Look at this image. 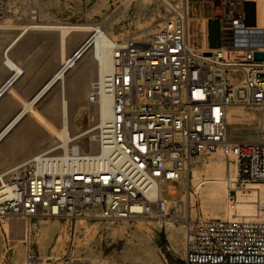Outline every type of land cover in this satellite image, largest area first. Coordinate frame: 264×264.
Here are the masks:
<instances>
[{"label":"built area","instance_id":"obj_1","mask_svg":"<svg viewBox=\"0 0 264 264\" xmlns=\"http://www.w3.org/2000/svg\"><path fill=\"white\" fill-rule=\"evenodd\" d=\"M11 1L0 0V24L11 14ZM193 2L169 9L142 40L101 38L100 27L88 34L86 54L98 62L99 39L110 56V71L89 83L88 126L76 133L49 127L51 144L0 172V219L21 220L27 233V224L42 217L131 220L172 213L185 225L184 264H264V208L252 218L192 221L184 204L178 217V201L168 209L163 196L173 200L198 156L219 152L229 160L232 149L237 183L264 187V24L247 26L248 0H218L210 14L224 43L202 50L189 38ZM2 61L13 74L0 97L23 74L7 51ZM227 73L240 75L237 84L228 83ZM106 102L109 115L102 117ZM229 107L259 114L257 140L226 138ZM24 264L92 263L29 253Z\"/></svg>","mask_w":264,"mask_h":264},{"label":"rangeland","instance_id":"obj_2","mask_svg":"<svg viewBox=\"0 0 264 264\" xmlns=\"http://www.w3.org/2000/svg\"><path fill=\"white\" fill-rule=\"evenodd\" d=\"M153 7L151 11L147 12V18L143 28L139 30V25L134 24L135 17L143 13L140 9L141 6L132 5L131 9L123 8L125 0H63L64 13L71 15V23H79L90 26H100L105 30L106 34L113 33V40H122L124 37L132 40L144 39L142 35L143 30L150 25L151 33L153 32L154 25L162 20L167 14L165 11L166 6L162 0H146ZM171 2L173 8H181L179 0H168ZM196 1L189 9L190 18L189 25L194 28L196 24H206L207 16L204 15L206 7L212 6L218 8L220 3L218 0H190ZM49 0H15L11 2L12 13L9 15L10 20L7 23L12 25H19L21 23H28L26 25L44 26L43 24H51L53 21L49 15L43 14L42 10L47 6ZM212 3V4H211ZM128 8V7H127ZM159 9V11L157 10ZM129 12L131 21L128 23V16H124V12ZM35 14H32V13ZM40 23V24H39ZM42 23V24H41ZM263 26V24H259ZM138 27V28H137ZM218 24L213 22L210 25V31L213 35L216 34ZM88 32L80 33L79 35H71V37L85 38ZM115 35V36H114ZM191 43L194 46L201 47L200 39H193ZM205 48L206 45H205ZM85 62L93 64L96 69V64L90 54L84 58ZM96 77V74L89 78L87 81V91L89 83ZM225 79L228 83L237 84L240 80V75L234 76L227 73ZM86 91V93H87ZM85 93V96H86ZM53 93H48L44 99L37 105L34 110L40 116L42 106L45 102L51 100ZM84 96V98H85ZM67 101L64 97L61 100L62 117L63 108H65ZM82 106L89 111L88 104L84 101ZM233 111H252L243 107H234ZM230 111V110H229ZM255 111V110H254ZM256 112V111H255ZM33 116L37 114L32 113ZM86 117L88 114L86 113ZM243 119V117H242ZM33 120L37 123L36 117ZM228 120L237 123L238 117L233 113L228 112ZM253 122H245L249 124ZM245 127V126H244ZM247 127V126H246ZM70 133H74L70 131ZM230 141L237 142L243 140H255V132L249 130H237L230 128L228 132ZM52 143V142H51ZM45 148V147H44ZM43 148V149H44ZM221 156L217 152L208 156L200 155L195 160L191 167L199 166L202 162H209L210 159ZM17 165V164H15ZM15 165H8L11 168ZM185 176V179L183 178ZM189 176V174H188ZM185 186L182 184L180 192L173 198L177 202V216L181 217L183 214V202L181 197L183 191L188 190L189 193H194L188 183L186 174L183 175ZM179 188L177 183L173 184ZM169 186L165 183L163 188ZM184 187V188H183ZM231 197L236 200V192L230 191ZM163 196L170 201V196L164 192ZM194 206L191 208L192 220L213 221L217 220L221 213L204 210L201 208L197 196ZM172 200V201H173ZM158 216V214H157ZM188 219V218H187ZM167 222L173 223L172 228L177 230V243L175 251L171 245L166 234ZM180 222L174 220H160L157 224H151L145 219H131V220H88L83 217L76 218H47L42 217L34 219L27 224L29 231L24 232L25 225L19 219H0V264H24L27 254L39 255L43 258L46 257H60L72 256L73 258L88 260L92 264H183V234L180 231L182 227ZM184 223V222H181ZM6 224L15 225L14 230L17 233H10L9 235L4 232ZM20 241V242H18ZM3 245V249H2Z\"/></svg>","mask_w":264,"mask_h":264},{"label":"crops","instance_id":"obj_3","mask_svg":"<svg viewBox=\"0 0 264 264\" xmlns=\"http://www.w3.org/2000/svg\"><path fill=\"white\" fill-rule=\"evenodd\" d=\"M253 2L256 0H248L246 5L248 27H255L258 23V10ZM217 9L212 6V8L206 7L204 11V15L207 16L205 29L207 49L220 48L224 43L220 33V22L212 18L210 14L211 11H217ZM123 12L124 16H128L129 23L131 21L129 12ZM42 13L49 15L53 20L51 24L43 25L51 27L0 30V89L13 74L3 65V54L6 51L8 59L23 70V74L0 97V132L16 116L18 117L14 120L15 122L24 114L26 110L20 113L21 110L49 80L52 78L56 80L54 86L47 92V94L52 92L53 95L49 102L43 104L40 112L42 116L29 110L28 114L0 142V172L5 171L9 164L27 162L34 154L51 144L53 138L49 127L60 129L64 125L76 133L88 126L86 113L89 116L90 108L86 111L87 108L82 106V103L85 101L87 81L96 74V69L92 66L93 64L84 61L85 56L83 55L72 66L70 60L84 44L87 36L72 38L70 33L62 37L59 26L79 24L71 23V15L64 13L63 0H49ZM143 13L135 17L137 19L139 16L140 22L150 16ZM213 22L218 24L215 35L210 31V25ZM26 24L28 23L19 25ZM80 33L84 32L73 33V35ZM63 97L67 103L64 101L66 106L63 108L62 117L61 100ZM32 113L37 115L33 116ZM33 117H36L37 123ZM11 126L9 125L0 136Z\"/></svg>","mask_w":264,"mask_h":264},{"label":"bare ground","instance_id":"obj_4","mask_svg":"<svg viewBox=\"0 0 264 264\" xmlns=\"http://www.w3.org/2000/svg\"><path fill=\"white\" fill-rule=\"evenodd\" d=\"M14 1L15 0H12L11 2H14ZM106 1L107 0H105V2ZM162 1L164 5L166 6L165 11H168L169 9L173 8V6H171L170 1L168 0H162ZM179 2L181 4L182 2H184V0H179ZM256 3H257V10H258V24H261V23L264 24V0H256ZM137 4L138 6H141L140 9L145 14L151 11L153 7V5L149 4L146 0H125V2L121 4V6L123 5V8H125L124 10H126L130 8L132 5H137ZM157 10L159 11V9ZM9 18L10 16H8L3 21V23L0 24L1 30H10V29H17V28L26 29V28H49L51 27L48 25H44V26L12 25V24L7 23L8 20H10ZM139 19L140 18L138 16L136 19V25H139L140 26L139 30H141L144 26L142 22L139 21ZM145 23L146 21L144 22V24ZM58 29L61 30L62 37H65L66 35L70 33L71 34L78 33V32L92 33L95 30H98V27L85 26L81 24H71L67 26L66 25L59 26ZM205 29H206L205 23L204 24L202 23L199 25L196 24L194 28H191L189 25L190 40H193L196 38L200 39V42L202 44L201 46L202 50L205 46ZM150 33H151V29L149 25L143 30V33H142V35H144L143 38L145 39L148 36H150ZM108 36L112 38L113 33L106 34L104 32L101 38L103 37L109 38ZM96 46L98 48V54H97L98 62L94 60L96 64V77L97 76L103 77L110 71V56L107 50L101 48L102 40L98 39L96 41ZM86 55H87L86 52L83 53V56H86ZM69 62L70 61H68V63ZM74 62H75L74 59H72L71 66L73 65ZM34 102L35 100L26 106L25 110L27 112L29 110L35 111L34 110L35 107L31 108ZM109 108H110V102H106L103 107L102 117H107L109 115ZM231 109H234V107H229L226 109V123H227V130H226V135H225L226 138L230 141L228 137V132L230 128H234L239 131L246 129V130L255 132L256 136L258 135V137L255 139L257 140L260 137L259 129L262 128V125L259 122L260 120L259 114L250 108H247V109L252 110V111H246V112L245 111H233ZM228 112H231L236 117H238V120H234V121H237V123L233 122L232 120L231 121L228 120ZM245 122H253V123L245 124ZM13 123H11L10 125H13ZM64 127H67V126H64ZM2 136H0V138ZM255 140H252V141H255ZM230 142H233V141H230ZM79 143H82V141H80ZM233 150L234 149L231 150L229 160L226 159L225 161L221 156H217L215 158L210 159L209 162H202V164H200L199 166L197 165L195 167L190 166L186 170L185 174L188 178V183L190 187L192 188V190L194 191V193H189L188 190L183 191L181 201L183 202L185 206V211H186L185 218H188V215H190L191 217V208L194 206V202L196 200L194 198L195 195L197 196V200L201 204V208H203L204 210L218 212L222 214V216L217 218L219 220L229 221L235 218L236 219L237 218H252L254 216H262L261 210H263L264 208V187L261 184H257V183H254V184L253 183H250V184L237 183L236 181L237 167L235 164V157H234ZM195 161L193 163L201 162L200 160H197L196 162ZM183 178L185 179V176ZM183 178L181 180V183L183 184V186H185V180H183ZM170 190L174 192V188H171ZM233 190L236 192V200H234L230 195V191H233ZM158 192H160L159 189H157V193ZM174 206H175L174 200L167 201L168 209H174ZM163 219L164 220L171 219V220H174L175 222H180L179 224H181L182 226L180 228V231L183 234V237L185 236V225L184 223H181L183 222V220L176 218L174 214L172 213H169L166 215L160 214L158 216L157 215L151 216L149 218H146L145 220H147V222L151 224H157L160 222V220H163ZM167 224H168V227L166 228V234L170 242L169 245H171V248L175 251L178 233L176 229L172 228V224H174V222L173 223L167 222ZM15 229H16L15 225L6 224L4 226V232L8 235L10 233H17V231L16 232L14 231ZM0 237H1V234H0ZM2 249H3V245H2ZM182 260L184 264V260H185L184 259V238H183Z\"/></svg>","mask_w":264,"mask_h":264},{"label":"water","instance_id":"obj_5","mask_svg":"<svg viewBox=\"0 0 264 264\" xmlns=\"http://www.w3.org/2000/svg\"><path fill=\"white\" fill-rule=\"evenodd\" d=\"M85 44L86 42H84V44L73 54V56L70 58V60L74 59V61H76L77 59H79L83 53L85 52ZM254 59L257 61H262L263 60V55L261 53H255L254 54ZM56 83V80H54V78H52L51 80H49L41 90H39L35 96L29 101L27 102V104L25 105V107L21 110L20 113H22L24 111V109L26 108L27 105H29L31 102H33L35 100V102L32 104L31 108H33L40 100L43 99V97L47 94V92L54 86V84ZM42 93V94H41ZM41 94V95H40ZM40 95V96H39ZM28 114V112L26 111L24 114H22V116H20L18 118V120L3 134V136L0 138V142L3 140V138L7 135V133L26 115ZM19 115V114H18ZM18 116H16L1 132L0 135L3 133V131L6 130V128L17 118Z\"/></svg>","mask_w":264,"mask_h":264}]
</instances>
